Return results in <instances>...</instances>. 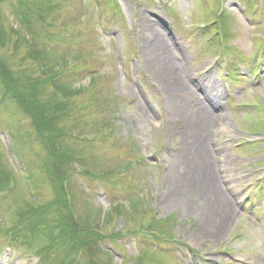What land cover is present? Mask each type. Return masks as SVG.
Segmentation results:
<instances>
[{
	"label": "rangeland",
	"instance_id": "374dc122",
	"mask_svg": "<svg viewBox=\"0 0 264 264\" xmlns=\"http://www.w3.org/2000/svg\"><path fill=\"white\" fill-rule=\"evenodd\" d=\"M0 28V82L26 91L45 77L26 58L38 41L67 57L71 86L63 110L59 89L40 81L34 107L60 115L38 132L0 84V264H264V0H0ZM177 76L188 90L170 89ZM201 84L226 117L208 133ZM182 131L194 136L189 154L205 131L224 160L215 185L236 214L221 237L200 228L230 210L215 206L213 185L193 189L207 162L191 170Z\"/></svg>",
	"mask_w": 264,
	"mask_h": 264
},
{
	"label": "bare ground",
	"instance_id": "6f19581e",
	"mask_svg": "<svg viewBox=\"0 0 264 264\" xmlns=\"http://www.w3.org/2000/svg\"><path fill=\"white\" fill-rule=\"evenodd\" d=\"M151 33L155 39V42L157 44H159V47L160 49H163V50H168V45L167 43H165L166 41H164V36L163 34L156 28V27H152L151 26ZM184 73H186L185 70H183ZM178 75V74H176ZM164 79V78H162ZM199 86H203L202 88H199L200 89V92L202 93V96H203V101H202V104H201V101L199 100V104L200 105V108H199V111L200 113L202 114V118L200 119V125L201 127H203V129L205 130L206 129V132L203 131V135H202V138H200L199 142L200 144L197 142L195 143V150H193V154L190 153L189 154V151L185 150V148H190V143L194 141V136L192 135L189 139L187 138L186 134L183 135L184 131H182L179 136L177 137V141L181 143L182 145V151L185 153L182 155L184 156L186 154V156L189 154L188 158L191 156V155H194V160L192 161L193 164L191 166V170L194 168L193 165H195L196 167V164L198 162H200V160H206V167L203 166V167H200L201 168V174L203 177H207V179L204 178L205 181H203V183L201 184V186H198L199 184H193V189L196 191V190H199L200 188H206L210 194H212V187L214 186L216 191L219 192V189L217 188V186L215 185V182L217 183L218 182V179L219 177L217 176L216 173V162L220 163L221 164V170L224 171V160H222L220 157L219 158H216L214 157L211 152L209 151V147H208V138H206V135L204 134L205 133H208L207 131L209 130L210 128V125L212 124L213 126H225L226 124V117L224 116V113L223 112H218L216 109H215V104L210 96V93H211V88L210 86H205V84H201ZM188 90V87L185 83V80L183 77L181 76H177V77H174L172 80L170 79V89L171 90H176L177 92H181V91H184L185 89ZM143 118V121L147 124L151 123L152 121V117L148 115H144L142 116ZM208 128V130H207ZM185 140V141H184ZM193 149V148H192ZM213 156V157H212ZM203 158V159H202ZM190 159V158H189ZM209 162V163H208ZM210 174V177L208 176ZM202 177V178H203ZM168 178H169V181L172 180L170 182V189L168 190V193H171V196H169L167 199H171L173 198L176 194V191H177V188L175 187V183H176V180H173V175L170 173L168 174ZM191 183V182H190ZM218 184V183H217ZM180 187V184H178ZM213 185V186H212ZM219 185V184H218ZM180 189V188H179ZM207 191V193H208ZM230 194V197L232 198V194L230 193V189L227 190ZM204 194L206 191H203ZM180 195L182 194V192L179 193ZM220 194V192H219ZM178 195L177 198H176V201L179 202L180 205H184V201L186 200V198L183 196V194L180 196ZM217 203H215V206L217 205H221L223 207H227L230 211V213L227 212V216H226V220H223L222 222V225H217V226H214L212 225V227H210L207 222H204V224H202V227L200 228V231L202 232H206L205 234H208V233H211L213 235V237H221L227 230V227L229 226V223L227 224V219L230 220L232 215L234 216V214H236L235 212V208L232 206L231 202H230V199H227L223 194H220V197L217 198ZM232 201L236 203V200H234L232 198ZM225 224H227L225 226ZM214 226V227H213Z\"/></svg>",
	"mask_w": 264,
	"mask_h": 264
},
{
	"label": "trees",
	"instance_id": "16d2710c",
	"mask_svg": "<svg viewBox=\"0 0 264 264\" xmlns=\"http://www.w3.org/2000/svg\"><path fill=\"white\" fill-rule=\"evenodd\" d=\"M0 33L2 35L6 34L5 30H3L2 28H0ZM17 35L19 36L17 44H19L21 41L23 42L25 38H22L21 33H19V32L17 33ZM38 43H40V42L35 41L33 43V47H30V49L28 50V52L26 54V58L28 60H34V61L40 60V62L43 63V67H45V71L43 72V75H45V77L42 78V80H40V81H42V82L50 81V83L54 87H56V89H59V91L54 93L52 96L53 97L52 99L55 100V103L53 104V106L56 107L57 103L59 102V103H62L63 105L66 106L63 109V110H66L67 104L69 103V101H65V99L70 98L69 87H71V86L66 85V83L64 82L65 79L61 80V77L63 75L65 76V73L68 70V69L67 70L61 69V64L66 63L67 57L66 58L63 57L59 60L55 53H52V54L49 52L44 53L46 51H44V49L42 47H40L38 45ZM24 60H26V59H24ZM2 70L5 73V70L4 69H2ZM73 71H77V70H73ZM1 75L3 76V74H1ZM40 81H36V83L31 88L29 85H27L25 88L26 91L17 90L16 84H7L5 86L6 82H0V84L5 86L4 88L6 89V92H4L3 90H1V92H2V95L10 96L12 99H14L18 103L20 108L26 114H28L30 116V118L33 119V124H34V126L38 132H44V131L48 132V129H50V127L52 126V123L57 120V117H58V114L60 113V111H58L57 108H55L54 109L55 119H51V118H47L48 115H46L44 113L42 102L39 104V106L37 108L34 107V106H36V102L39 101L38 97H39L40 92L38 89L42 84ZM45 83H47V82H45ZM23 92H27V93H23ZM44 125H47L46 128L43 127ZM52 145L54 146L52 148V152H54L53 153L54 159H55V157H56V159L58 157H60V160L63 159L62 151L58 147L57 143H53ZM51 166L52 165H50V168H51ZM52 172H53L52 170L49 172L50 178H53ZM3 237L8 238L6 233L3 234ZM77 245H78V247H77ZM81 246L82 245L79 243L74 245V249H75L76 253H78L80 251V248H82ZM71 251H72V249H71Z\"/></svg>",
	"mask_w": 264,
	"mask_h": 264
},
{
	"label": "clouds",
	"instance_id": "9594fccd",
	"mask_svg": "<svg viewBox=\"0 0 264 264\" xmlns=\"http://www.w3.org/2000/svg\"><path fill=\"white\" fill-rule=\"evenodd\" d=\"M215 131L220 132V131H222V129H216Z\"/></svg>",
	"mask_w": 264,
	"mask_h": 264
}]
</instances>
